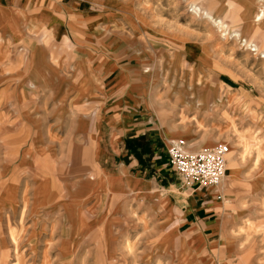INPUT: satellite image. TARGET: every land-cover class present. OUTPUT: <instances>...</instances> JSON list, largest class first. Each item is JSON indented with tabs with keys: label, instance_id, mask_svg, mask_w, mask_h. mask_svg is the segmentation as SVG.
I'll return each mask as SVG.
<instances>
[{
	"label": "rangeland",
	"instance_id": "374dc122",
	"mask_svg": "<svg viewBox=\"0 0 264 264\" xmlns=\"http://www.w3.org/2000/svg\"><path fill=\"white\" fill-rule=\"evenodd\" d=\"M68 1L85 12L77 11L72 21L96 30L85 38L75 32L66 45L54 42L43 28L49 33L42 37L44 49L59 46L50 57L116 62L123 70L121 96L138 116L193 150L228 145L235 172L227 177V157L224 182L209 188L219 201L216 223L204 228L202 238L188 233L181 248L170 243L166 249L161 229L137 228L135 213L114 208L86 213L87 225L72 233L63 207L80 187L70 161H89L91 148L79 152L78 136L57 122L52 109L57 103L48 99L50 78L36 83L35 76L21 75L23 69L6 67L5 73L20 74L5 80L23 83L0 84V264H147V243L155 252L153 264H264V54L234 37L236 32L252 40L264 37V21L255 26L241 20L244 0ZM191 3L208 5L232 22L221 21L227 26L221 29L201 20L191 13ZM75 78L81 79L77 70ZM238 135L251 144L249 151L238 145ZM169 165L189 195L192 188ZM99 215L107 227L93 226ZM51 223L55 226L49 229ZM168 251L180 259L162 260Z\"/></svg>",
	"mask_w": 264,
	"mask_h": 264
},
{
	"label": "crops",
	"instance_id": "0c3cea01",
	"mask_svg": "<svg viewBox=\"0 0 264 264\" xmlns=\"http://www.w3.org/2000/svg\"><path fill=\"white\" fill-rule=\"evenodd\" d=\"M68 2L0 0V84L23 83L20 80L14 82L15 79L11 78L5 80L6 77L20 74L18 71L13 75L5 73L3 69L6 67L23 69L21 75L25 78L35 76L36 83L41 82L44 76L50 78L53 87L48 99L57 103L55 107L52 106L53 110L56 109L54 116L57 122L66 125L64 132L78 136L74 146L79 152L82 147H90L92 151L89 161H70L74 171L72 179L80 188L73 194L76 200L68 198L71 203L63 207L68 229L74 233L76 228H84L87 225L86 213L95 211L101 214L114 208L120 214L128 211L135 213L133 218L139 219L137 228L161 229L166 246L171 243L172 247H183L188 242V233L194 237H204V228L208 229L216 223L215 209L219 201L212 196L215 189L192 188L187 195L173 179L166 152L167 134L150 118L146 120L138 116L135 107L122 98L121 66L108 59L75 61L69 56L65 60L57 55L52 58V53L58 54L59 46L47 45L44 49L43 36L50 35L54 42L67 45L75 32H82L85 38L96 30H83L78 27L81 23H74L71 16L77 11V14L81 12L80 16L85 12L77 10L75 3ZM244 2L246 15L241 20L252 22L257 2ZM192 7L195 12L191 13L201 20H208L206 16H212L232 22L213 12L208 5L191 3ZM43 28L50 34H44L46 30ZM18 45L22 46L21 50H17ZM64 50L67 54H73L68 48ZM22 51H27L22 62L24 64H21L19 56ZM75 70L79 72L80 80L76 81ZM55 86L58 87L57 91ZM133 89L130 88L127 93L131 95ZM76 107L85 111L77 112L80 108ZM53 125L60 126L56 122ZM56 130L53 128L50 131ZM235 167L236 164L227 170L228 178L234 174ZM78 200L83 205L78 204ZM127 206H130V210L126 209ZM102 217L99 215V223L93 226L103 225L105 221ZM54 226L51 223L49 229ZM103 227H107L106 223ZM47 240L51 241L53 237ZM148 247L147 243L145 259L147 264H153L155 252L149 251ZM168 247L166 249L169 250ZM163 256L162 260L180 259L171 252Z\"/></svg>",
	"mask_w": 264,
	"mask_h": 264
},
{
	"label": "built area",
	"instance_id": "2783aa9c",
	"mask_svg": "<svg viewBox=\"0 0 264 264\" xmlns=\"http://www.w3.org/2000/svg\"><path fill=\"white\" fill-rule=\"evenodd\" d=\"M230 148L219 144L213 148L193 150L182 138L169 139L166 147L169 163L190 188H217L225 179Z\"/></svg>",
	"mask_w": 264,
	"mask_h": 264
},
{
	"label": "bare ground",
	"instance_id": "6f19581e",
	"mask_svg": "<svg viewBox=\"0 0 264 264\" xmlns=\"http://www.w3.org/2000/svg\"><path fill=\"white\" fill-rule=\"evenodd\" d=\"M256 2H257V11L255 12V15L253 16V24L255 25V26H259V24H261L263 21H264V0H256ZM194 10H195V8H193ZM193 10V11H194ZM201 11V10H200ZM206 17H208V20L211 22L210 24H213L214 26L216 25V26H218L219 28H221V29H226V25L225 24H223V22H221V20H218V19H215V18H213L212 16H206ZM208 21V22H209ZM225 31V30H224ZM239 31V30H238ZM233 33V32H232ZM237 34L234 36V37H236V39H239L240 38V43L242 44V45H246L247 47L246 48H248V49H250L251 47H254V49H255V51L256 52H261V53H263L264 54V37H262L263 38V40H261L262 38H258V39H256V40H252L251 38H247V37H244L243 38V36L242 37H240L241 35L238 33V32H236ZM259 36H261V34L259 35ZM248 39H249V41H248ZM217 102L218 103H220L221 101H219V100H217ZM238 140V145L240 146V147H243V152H246V151H249L250 150V148H251V144L250 143H246V144H244V139L240 136V135H238V138H237ZM257 140V139H256ZM260 143V142H259ZM189 144V143H188ZM189 146H190V148L191 147H193L192 146V144H189ZM259 146V145H258ZM207 148H211V147H207ZM192 149V148H191ZM259 149V148H258ZM256 150V149H255ZM260 150V149H259ZM259 153V152H258ZM228 155V154H227ZM231 156V154H229L227 157H228V164L230 165V166H232L233 164H234V160H231L230 157ZM258 157V156H257ZM226 166H227V163H226ZM225 176H226V170H225ZM224 182V181H223ZM222 185V184H221ZM220 185V186H221ZM219 186V187H220Z\"/></svg>",
	"mask_w": 264,
	"mask_h": 264
}]
</instances>
